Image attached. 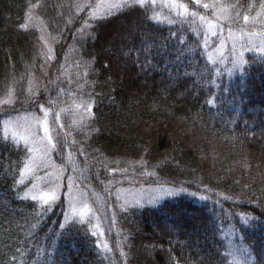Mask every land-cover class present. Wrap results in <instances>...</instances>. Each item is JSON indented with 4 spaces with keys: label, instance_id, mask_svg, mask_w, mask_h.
Returning <instances> with one entry per match:
<instances>
[{
    "label": "trees",
    "instance_id": "16d2710c",
    "mask_svg": "<svg viewBox=\"0 0 264 264\" xmlns=\"http://www.w3.org/2000/svg\"><path fill=\"white\" fill-rule=\"evenodd\" d=\"M226 1L241 25L258 10L248 5L261 3ZM78 6L0 0V264H264V52L225 62L202 29L151 19L153 5L104 12L75 36L89 12ZM34 8L43 24L31 22ZM68 48L92 104L73 137L63 131L80 164L108 178L141 163L139 178L191 191L117 209L122 262L88 223L65 221V192L50 207L26 195L30 181H19L29 149L3 131L15 114L69 102L59 75Z\"/></svg>",
    "mask_w": 264,
    "mask_h": 264
},
{
    "label": "rangeland",
    "instance_id": "374dc122",
    "mask_svg": "<svg viewBox=\"0 0 264 264\" xmlns=\"http://www.w3.org/2000/svg\"><path fill=\"white\" fill-rule=\"evenodd\" d=\"M108 2L109 0H98L89 8L87 7L89 0H78V11H84V8H89V12L87 17L80 21L78 30L75 31V36L85 34L88 29L87 25H90L93 7L98 4L106 5ZM166 3L167 0H157V3L153 5L155 12L161 14L160 20L168 21L166 18H171L176 22H184L193 25V28L203 30L197 18L191 16L187 18L179 17L165 6ZM203 3L223 5L229 9L230 14V6H228L226 0H201V7ZM202 9V11L196 10L195 12L212 20L216 19L211 7L208 9L202 7ZM189 11L193 10L189 8ZM103 13L104 9L102 7L99 15ZM253 16L250 15V18ZM30 20L32 23L43 24L39 19L36 8L31 11ZM218 24L220 26L216 29L217 34L215 36L203 31L205 36H207L206 40H209L214 45V55L220 56L225 62L231 60L238 66L241 64L242 56H244L245 52L250 50L258 51L264 47V36L255 34L264 31V26L253 24L251 21L241 25V22L229 23L228 21L220 20ZM42 40L48 57L53 59V61L56 60V54L53 53L55 40L51 39L47 29L42 30ZM70 52L71 48H68L59 63V75L63 83V90L61 89L60 91H66L69 93L68 95H72V98L68 100L69 102L59 108L41 104L39 111H26L15 114L3 121V131L18 142H23L29 149L26 163L29 160H33V170L29 173H24L23 168L22 171L24 182L30 181L26 194L32 197V195L40 196L44 193L55 191V195L59 198L65 192L67 200L65 217H68V221L79 219L88 223L98 235L99 242L103 248L107 251L115 250L116 255L119 257L117 262H122L121 241L118 239L119 228L115 216L117 209L155 205L168 197L191 191L170 184L151 182L146 177L143 178V175L139 178L140 174H137L135 166L140 165L142 167L141 163H132L125 166V168L112 170L108 178L106 176L103 177L98 171L93 174V177L88 169L80 164L63 131H67L72 135V132L76 131L75 129L82 126L86 118L91 114L92 104L90 103L89 95L85 94V80L78 77V75H81V69L77 63L71 61ZM241 53L243 54L242 56ZM38 89V82L32 81L29 84L28 90L32 93L37 94ZM32 93L31 95H34ZM80 93H83V95L79 96ZM46 111L49 112L48 123L56 149H50L49 155L44 160H41L39 154L32 151V148L38 145H34L31 140L25 143L24 140L18 139V136L30 135V131L33 129L38 131L39 136H43V120ZM57 116L59 118L54 119ZM37 120L40 121L39 124L35 123ZM60 125H63V127L61 128ZM63 139L67 140H65L66 144ZM62 141L65 147L63 154L61 153ZM58 159H63L64 162H60ZM57 177H59L58 188ZM155 177L153 176V178ZM40 202L42 203V201ZM84 204L91 208L87 216L82 219L80 216L71 215L72 207L81 208Z\"/></svg>",
    "mask_w": 264,
    "mask_h": 264
},
{
    "label": "snow or ice",
    "instance_id": "6c2138e0",
    "mask_svg": "<svg viewBox=\"0 0 264 264\" xmlns=\"http://www.w3.org/2000/svg\"><path fill=\"white\" fill-rule=\"evenodd\" d=\"M157 3V0H109V2L106 5L98 4L93 7L92 17L97 18L100 14V9L103 7L104 12L107 14H112L114 10L124 9V8H131L134 5H139L141 8L150 7L152 5H155ZM196 4H201V0H195ZM91 6V5H88ZM168 7L171 11L175 12V14L179 17L187 18L189 16L197 18L199 23L202 25L203 30L206 33H210L211 35L215 36L216 29L220 26L218 24V21L225 20L231 22L233 20V17L229 14V9L224 7L223 5H217L216 3H203L202 7L205 9L212 8L214 11V15L216 17L215 20H212L204 15H200L198 12L195 11H189V7L187 4L181 3L180 0H167V3L165 5ZM249 11L252 9L258 8V10L255 13V16L251 17L249 15H244L243 20L245 23L252 22L253 24H260L264 26V0H261V3L259 5H256L255 3L248 5ZM160 13L154 12L151 19L159 20L160 19ZM237 17H239V13H237ZM168 19L169 23H175L176 21L171 18ZM87 27H90V25H87ZM193 31L196 32L199 35V32L196 28H193ZM251 34V33H250ZM256 35L264 36V31L255 33ZM205 45H207V40H205ZM261 52H264V47L261 48ZM243 54L241 53V56ZM211 58V57H209ZM54 103V102H53ZM48 115L49 112H45V117L43 120V136H39L38 131L35 129L30 131V135H21L18 136V139L24 140L25 143H28L30 140L34 145H38L36 147L32 148V151L39 154V158L41 160H44L45 157L49 155L50 149L55 150L56 144L53 143V137L50 132L49 123H48ZM59 117H54V119H58ZM36 124H39L40 121H35ZM62 128L63 125H60ZM33 170V160H29L28 163L25 164L24 167V173H29ZM59 177H57V188L59 187ZM19 183H24V177L23 174L21 176V179ZM183 191V189H181ZM28 195V194H26ZM33 200L39 199L42 201L43 204L51 206L52 203L56 201L58 198L55 195V191L44 193L40 196L32 195L31 197ZM202 199H206V197H202ZM123 207V206H122ZM127 210L126 208L124 209ZM91 211V208L84 204L81 208L72 207L71 208V215L72 216H80L82 219L87 216V214ZM65 221H68V217H65ZM65 225H60V227H64ZM93 235H96L95 232H93Z\"/></svg>",
    "mask_w": 264,
    "mask_h": 264
}]
</instances>
